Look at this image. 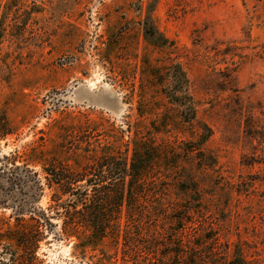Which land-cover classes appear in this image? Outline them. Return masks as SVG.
Instances as JSON below:
<instances>
[{
    "label": "rangeland",
    "instance_id": "374dc122",
    "mask_svg": "<svg viewBox=\"0 0 264 264\" xmlns=\"http://www.w3.org/2000/svg\"><path fill=\"white\" fill-rule=\"evenodd\" d=\"M152 3L0 0V117L14 133L0 141V264H96L114 254L109 239L77 254L55 216L60 238L47 231L34 261L8 239L31 226V212L50 214L55 195L67 200L33 161L81 171L143 141L158 150L148 180L88 173L99 191L144 186L113 264H264V0ZM148 16L167 48L145 39ZM176 65L190 81L192 123L169 95ZM81 86L115 91L121 116L72 100ZM204 126L212 137L202 144Z\"/></svg>",
    "mask_w": 264,
    "mask_h": 264
},
{
    "label": "trees",
    "instance_id": "16d2710c",
    "mask_svg": "<svg viewBox=\"0 0 264 264\" xmlns=\"http://www.w3.org/2000/svg\"><path fill=\"white\" fill-rule=\"evenodd\" d=\"M157 2L158 0H153L152 6ZM143 33L145 39L152 41L151 44L155 47L167 48L170 45V41L156 28L151 16L145 19ZM168 77L170 78L169 95L172 103L183 109L182 114H184L185 122H194L196 109L193 99L189 95L190 81L187 73L180 65H176L170 68ZM204 127L205 132L201 138L202 144L212 137V130L208 126ZM13 134L7 117H0V141ZM116 143V145L123 147L121 142ZM132 143L133 149L129 156L114 153V156L110 158H100L93 161V166H86L81 171L72 167L67 169L59 166V164L51 165L52 169L49 170L43 160L33 161V163L43 165L46 174L54 177V181L48 178L49 187L54 188L52 184H55L61 192V197H67V200L61 203L59 201L62 198L55 195L54 199L56 200L53 199V201L56 204L50 208L52 215L42 210L31 212V226L26 223V226L19 227L22 231H17L8 241L16 242L17 246L25 252L30 250L32 261H34L39 242L45 237L47 231L53 234L55 239L59 237L57 232L54 234L55 225L52 222V216H55L62 219L60 236L68 240L74 239V250L79 255L93 254L107 239L113 240L117 245L114 254L107 256L108 254L102 253L103 257L99 258L96 263L113 264L112 261H116L118 251L121 250V247H118L120 238L123 239L128 233L135 215L139 214L140 208L137 198L142 193H134V191L138 190L139 192L141 189L144 191V186L135 187L133 183L129 188H124V186L104 187L102 189L104 191H99L98 182L88 179V173H99L98 179L101 180L104 179L101 176V169L107 167L112 175L118 176L117 179L122 181L127 179L130 182L148 180L152 167L158 159V150L153 147L152 143L144 141L139 144ZM129 146L130 144L127 145V149ZM213 163L215 162H212L210 166H213ZM31 174H33L31 180L38 184L37 174L32 173V171ZM95 175L97 176V174ZM85 182L86 184H84ZM98 192H100L99 195ZM20 222L25 221L21 220ZM167 259L168 257H165L163 263ZM167 261H170V258Z\"/></svg>",
    "mask_w": 264,
    "mask_h": 264
},
{
    "label": "water",
    "instance_id": "95a60500",
    "mask_svg": "<svg viewBox=\"0 0 264 264\" xmlns=\"http://www.w3.org/2000/svg\"><path fill=\"white\" fill-rule=\"evenodd\" d=\"M105 96H109L115 101L117 105L116 110L107 104V102L104 100ZM72 100L85 105L106 109L117 117L121 116L124 110V103L122 102L120 96L111 89L95 92L88 86H81L75 90Z\"/></svg>",
    "mask_w": 264,
    "mask_h": 264
},
{
    "label": "bare ground",
    "instance_id": "6f19581e",
    "mask_svg": "<svg viewBox=\"0 0 264 264\" xmlns=\"http://www.w3.org/2000/svg\"><path fill=\"white\" fill-rule=\"evenodd\" d=\"M104 100L107 102V104L110 106V107H112L115 103V101L111 98V97H109V96H105L104 97ZM115 106H117V105H115Z\"/></svg>",
    "mask_w": 264,
    "mask_h": 264
}]
</instances>
